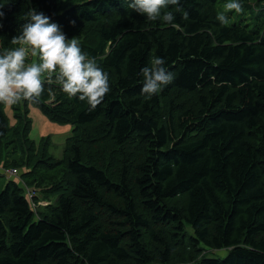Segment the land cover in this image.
Here are the masks:
<instances>
[{"label":"trees","instance_id":"16d2710c","mask_svg":"<svg viewBox=\"0 0 264 264\" xmlns=\"http://www.w3.org/2000/svg\"><path fill=\"white\" fill-rule=\"evenodd\" d=\"M221 1L180 0L168 24L132 0H0V53L35 9L111 87L89 110L45 77L38 102L12 105L14 125L0 103V163L53 199L35 209L8 177L0 264H173L188 247L185 264H264V0H240L227 25ZM157 56L174 81L148 97L141 69ZM31 104L73 125L60 157L51 137L31 138Z\"/></svg>","mask_w":264,"mask_h":264},{"label":"clouds","instance_id":"9594fccd","mask_svg":"<svg viewBox=\"0 0 264 264\" xmlns=\"http://www.w3.org/2000/svg\"><path fill=\"white\" fill-rule=\"evenodd\" d=\"M178 4L180 0H132L129 6L149 21L173 24L175 16L168 9L170 5ZM224 9L226 11L218 12L216 17L222 25L229 23L227 12H243L240 0H228ZM3 15L0 11V16ZM28 15L20 34L11 38L14 47L0 53V103L38 102L45 91V77L51 82L55 75L56 83L64 93L78 97L90 106L89 110H95L111 91L109 74L95 57L82 49L75 36L69 39L50 17L35 9ZM184 19H188L187 13ZM30 58L35 59L29 63ZM141 75V91L148 97L159 94L174 81L166 61L159 56L153 57L149 66L141 69Z\"/></svg>","mask_w":264,"mask_h":264},{"label":"rangeland","instance_id":"374dc122","mask_svg":"<svg viewBox=\"0 0 264 264\" xmlns=\"http://www.w3.org/2000/svg\"><path fill=\"white\" fill-rule=\"evenodd\" d=\"M225 1L226 0L221 1L220 5L222 6V9H224ZM239 17H240V14L236 13L233 16V20L238 21ZM32 59H35V58H30L28 62L29 63L32 62ZM4 110L9 117L10 124L14 125L16 123V118H15L13 106L4 104ZM30 117L32 119V131L30 135L31 138L36 141L37 145H39L40 140L43 137H51L52 143L54 145L53 149H51V153H53L52 155H54L55 157H60L63 153V149L66 144V138L72 133L73 125L72 124H60L55 121H52L46 114H44V112L39 107H36L32 104L30 105ZM7 156L8 155H4V158H3L4 162L7 161ZM13 170H16V172H13ZM24 170L25 168H22V169L4 168V163L2 161L0 163V173H3V174L6 173V175H0V192L4 188L8 180V177H13L14 179L19 180L20 183H22V185L25 186L26 192L31 195V197L34 199L35 202H37V205L34 204L35 209L37 208V206L43 207L49 204L51 201H53V199H47L43 196L42 188H39L40 190H37L35 192H31L33 188L29 187L20 178V175L23 173ZM29 188L31 189V191L29 190ZM35 197H38V199L35 200ZM105 217L108 218L107 215ZM189 248L190 247L186 248L187 254H185L184 256H180L179 260L173 264H185L187 261H189V258H190ZM207 253L209 257L216 256L215 253L211 250H209ZM194 256H195V253H194ZM154 264H160V263H154Z\"/></svg>","mask_w":264,"mask_h":264},{"label":"built area","instance_id":"2783aa9c","mask_svg":"<svg viewBox=\"0 0 264 264\" xmlns=\"http://www.w3.org/2000/svg\"><path fill=\"white\" fill-rule=\"evenodd\" d=\"M13 172H16V170H13Z\"/></svg>","mask_w":264,"mask_h":264}]
</instances>
